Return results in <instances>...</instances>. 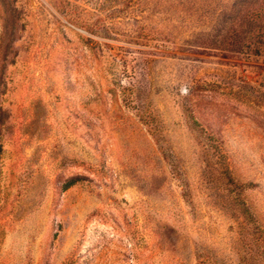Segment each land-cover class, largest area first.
<instances>
[{"label":"rangeland","instance_id":"rangeland-1","mask_svg":"<svg viewBox=\"0 0 264 264\" xmlns=\"http://www.w3.org/2000/svg\"><path fill=\"white\" fill-rule=\"evenodd\" d=\"M0 264H264V0H0Z\"/></svg>","mask_w":264,"mask_h":264}]
</instances>
